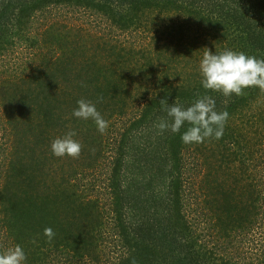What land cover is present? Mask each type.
Listing matches in <instances>:
<instances>
[{"label":"trees","instance_id":"obj_1","mask_svg":"<svg viewBox=\"0 0 264 264\" xmlns=\"http://www.w3.org/2000/svg\"><path fill=\"white\" fill-rule=\"evenodd\" d=\"M88 9H94L108 18L111 16L115 25L123 32L135 33L132 35H138L139 32L146 33L145 28H149L150 23H143L142 16L146 15L145 12L149 15L164 14L162 19H159L160 17L154 19L156 25L157 21L160 24L169 23V15L183 14L187 16L184 21L185 28L181 23H177L172 30L168 26L157 29L159 36L157 39L167 38L170 43L177 40L178 49L191 53L200 39L203 38L206 42L211 36L219 48L213 50L214 52L211 51L213 54L231 49L254 55L258 59L264 58V0H0V77L9 74V77L13 78L14 75L23 86L11 93L3 91L0 97L2 98L0 100V201L6 204L3 211H6L12 219L18 216L19 208L16 190L13 191L12 188L16 189L20 185L19 181L25 180L24 183L30 185L29 187L34 190L33 193H36L39 186L45 187L41 193L44 194L43 199L48 204L51 202L49 198L52 190L63 189L65 185L73 182V177L59 174L53 169L49 170L48 166L40 168L38 159L40 160L42 155L47 158L53 157L50 150L43 151L40 148L50 141V132L56 129V125L64 131L69 123L59 114L64 111L62 105L68 103L69 96L65 91L67 84H75L77 81L83 84V82L78 77H72L71 72L44 74L36 70L38 60H42L41 56L46 50L42 40L45 32L52 27L53 22H50V19L57 20L64 17L65 10L79 12ZM42 19H45L44 24L41 23ZM34 23L37 25L36 28ZM191 24L194 26L189 28ZM59 31L63 33L60 28ZM1 81L0 84L3 82ZM54 82L56 84L51 87ZM46 85L51 87L47 88L49 93L43 91ZM77 86L76 84L75 87ZM78 87L80 91H88V88ZM37 90L39 92L36 93ZM205 94L215 99L218 112L229 113L221 139H208L202 143L204 144L202 147L190 149L194 144L186 145L180 138L189 125L185 124L181 132L176 134L171 131L162 134L159 132L155 125L161 118L166 117L160 101L166 100L169 104H173L177 100L187 107ZM262 94L264 96V92L258 88H250L247 97L233 95L228 99L221 93L211 91L206 93L201 80H197L196 83L189 82L188 85L162 84L157 86L155 97L146 99L147 92L143 95L148 101L142 105L139 115L129 119L128 127H123L125 129L120 133L119 142L117 138L112 141H109L110 137L107 138L108 144L113 149L103 151L107 159L115 163L108 189L118 190L120 193L111 194L114 196V209L111 211L113 214L109 213L107 218L114 219L111 227L103 214L105 222L98 219L97 229L94 231L97 232V239L101 245L108 247L113 243L116 247L120 246L125 250L126 255L121 258L119 264H264V249H256L252 241H247V236L245 237V234L250 236L255 231L264 234L263 193H257L255 198H251L248 210L235 217L230 197H226V204L222 205L223 210L221 204L220 207L216 206L211 197L221 194V186L226 188L224 183L220 186L217 180L209 179L207 176L206 185L211 187V190L207 191L209 195L206 193L198 197V195L192 196V192H196L197 183L187 181L188 174L198 180L203 174L204 165L202 167L192 164L191 167V163L187 160L189 158L192 163L199 164L200 155L208 148V145H205L208 142L220 146L219 152H211L210 158H216L217 153H220L225 169L231 161L238 162L241 165L238 168L247 176H250L249 173L252 171L260 172L258 168L262 163L264 164V157L248 158L241 150L244 146L247 149L248 147L263 149L264 140L260 139L261 132L264 131L261 103L249 104L254 98L258 101ZM34 95L40 101L36 107L30 103ZM41 97L43 99H40ZM51 99L54 101L52 102ZM100 99H105L104 93L100 94ZM140 101L143 102L141 99ZM245 108H250L253 112L248 113L250 118L246 116L247 122L227 125L233 116L247 111L244 110ZM112 112L110 114L114 118ZM259 116L261 117L258 118ZM254 120L255 126H257L256 122H260L255 129ZM252 130L257 133L256 139L250 136ZM139 138H143L145 143L140 142ZM136 142L139 145H136ZM114 147L117 149L113 153ZM38 150L41 155L37 159L35 172L46 177L61 178L52 188L50 183L48 185L45 181L39 182L37 188L34 187L31 184L35 183L33 179L35 174L27 173V169L22 168L21 165L13 167L14 153V156L20 157L23 153L27 154L29 151L35 153ZM109 151L111 154L108 153ZM249 160L251 163L248 162ZM40 165L46 164L41 161ZM84 168L81 170L83 178L73 183L90 195L104 197L102 201H105L106 195L99 189L100 174L91 173ZM211 169L216 171L215 167ZM79 173L75 170L73 175ZM122 179L128 182L123 189L120 188ZM187 182H189L188 186ZM37 198L38 196L35 198L38 203ZM192 198H197V201H194L196 209L191 204ZM200 198L205 199V204L202 206L199 204ZM218 208L221 210L220 213L217 211ZM82 215L76 217L72 227L74 229L69 228L68 233L73 239L75 237L76 245L80 240L84 246L86 245L85 252H89L90 244L94 245L95 237L91 236L87 239L88 233L85 232L83 223L92 227L95 223H91L93 214L88 212L87 208ZM1 220L0 253L16 245L10 237L6 238V234L2 231L4 228ZM16 221H19V218H16ZM104 228L108 229L107 232ZM66 233L65 231L64 234ZM19 241L21 242V239ZM262 243L264 246V242ZM58 249L62 248L58 247ZM105 251L106 249L103 250ZM52 252L53 258L61 257L57 262L55 259V264H103V261H107L103 256L99 260L98 256L93 258L85 252L79 255L76 253L67 255L64 250L61 254H57L56 247ZM103 254L109 255L106 252ZM46 260L45 255L44 261ZM104 264L113 263L109 260Z\"/></svg>","mask_w":264,"mask_h":264},{"label":"rangeland","instance_id":"obj_2","mask_svg":"<svg viewBox=\"0 0 264 264\" xmlns=\"http://www.w3.org/2000/svg\"><path fill=\"white\" fill-rule=\"evenodd\" d=\"M145 13L146 15L142 16L143 23L150 24L148 25L149 28H145L146 33L140 34V32H136L140 36L132 35L135 34L132 31L123 32L119 26L115 25L110 18L111 16L109 18L105 17L103 14L94 11V9H88L86 11L81 10L79 12L65 10L63 11L64 17L57 20L50 19V22H53V24L43 36L44 40L42 41H44L46 50L44 54H42L43 56H41L42 60H38V68L36 71H40L44 74L47 72L55 74L71 72L72 77H78L83 84L79 81L75 82V84H67L65 91L69 96L68 103L64 106L62 105L64 111H61L59 114L67 119L69 123L64 131L59 129L58 125H56V129L50 132V141L46 142V144L44 143L40 149L43 151L45 149V151H47V149L51 151V143L54 139L63 137L68 131H75L76 136L74 139L79 141L82 145V151L78 158L67 156L58 158L54 155L51 158H47L45 155L40 157L41 154L39 150L35 153L31 151L27 154L23 153L20 157L14 156V153L12 155V164L13 167L21 165L22 168L27 169V173L35 174L33 178L35 183L31 185L36 188L37 184L43 181L48 182V185L50 183L52 188L54 184H56V182L58 183L61 179L60 177L42 176L39 172H35L37 159L39 157L40 160L38 159V164L41 166L40 168L48 166L49 170L53 169L59 174L63 173L73 177V182L83 178L81 170L85 167L84 169H88L91 173L95 172L100 174L99 186L101 185V188L99 189L105 193L106 200L102 201V199H105L104 197L99 198L94 194H88L86 190L82 191L71 182L69 185H65L63 189L52 190V194L49 198L51 202L48 204L43 199L44 194L41 193L45 187L39 186L40 189L38 188L36 193H33L34 190L29 187L30 185H28V183H24L25 180L19 181L20 185H18L16 189L12 188V190H16L15 192L17 193L16 200H18L17 207L19 208L16 218H19V221H16V218L12 219L6 211H3L6 204H2V201H0V218H2V220H0L3 221L2 226L4 229H2V231L6 234V238L10 237L16 245H20L19 239H21V247L27 256L26 264H55L54 261L56 258L52 256V251L55 247L57 249V254H61L64 250L67 252V255H72L74 253L79 255L85 252L86 245L84 246L80 240L76 245L74 242L75 237L73 239L71 235H69L68 229H74L72 227L74 226L73 223H75L76 217L81 216L86 208L88 212L93 214L91 223H95V225L93 227L86 226L87 224L84 221L83 225L85 224V232L88 233L87 239L94 236L95 242L94 245L90 244L89 252L85 253L90 254L93 258L98 256L99 260H101L103 256V259L107 261L110 260L113 264H119L121 258L126 255L122 247H116L113 243L108 245V247L101 245L97 239V232L94 231L97 229L96 224L98 219L100 221L102 220L103 223L105 222V220H103V214L106 219L109 213L113 214L111 211L114 209V196L111 194L120 193L118 190L112 191L108 189L110 185L109 179L113 177L115 163L109 161L111 159H107L103 151L109 148L113 149L111 145L108 144L109 141L117 138L116 140L119 142L121 139L120 133L125 129H123V127H128L129 119L139 115L140 110H142V105H144V102L148 101L146 99L155 97L157 86L162 84L173 86L188 85L189 82L194 84L197 80L200 81L201 77L198 70L200 59L206 51L209 50L214 52L213 50L216 51L219 49L216 41L210 36L208 37L209 39L207 38L206 42L203 38L200 39L198 44L195 45V49L191 50V53H185L181 51L180 48L178 49L179 44L177 40L170 43L171 41L167 38L157 39L159 37L157 29H163L168 26L169 29L172 30L177 23H181V26L184 27L186 24L184 21H186L187 16L183 14H177L175 16L169 15V23L165 22L164 24H160L157 21L156 25L154 19L157 17L162 19L164 14L157 15L156 13H152L150 16L148 12ZM41 23L44 24L45 19H42ZM189 26V28H192L194 25L191 24ZM36 27L37 25L34 23V28ZM59 28L63 33H60ZM196 29H198V27H196ZM134 36L136 37L134 38ZM189 40H191V38H189ZM78 75L81 76L79 77ZM12 77L13 78H10L9 74L0 77V81L6 79L3 82L1 81L0 90L2 91H0V97L3 91L11 93V91L13 92L14 90L20 89L19 87H23L18 77L14 75ZM90 83L92 85H90ZM53 84L55 85L56 82L52 83L51 87H53ZM76 84L82 88H88V91H80L78 86L75 87ZM47 86L48 85H46L43 90L45 93H49L47 88H51ZM249 90L250 89H246L245 94L241 97H247L249 95ZM37 92H39V90H37L36 93ZM146 92L148 96L144 99L145 96L143 95ZM102 93H104V100L100 99V94ZM42 95L45 96L43 93ZM262 96L263 94L261 98L259 97L258 101L254 98L249 104L259 105L261 103V116L264 117V96ZM1 99L2 98H0V100ZM40 99L43 98L41 97ZM80 99L95 103L97 110L108 122V126L103 134L97 131L96 124L91 119L87 121L79 120L72 115L73 110L77 107V101ZM140 99L143 100V102H141ZM51 101L53 102L54 99H51ZM39 102V98L37 99L36 95H34L30 103L33 107H36ZM138 104L140 105L138 106ZM244 110L247 111L240 115L236 114V116H233L227 125H237L241 122H247L246 116H248L249 112H253L250 111V108H245ZM110 112L115 115L114 118L111 116ZM248 118L250 117L248 116ZM255 120L253 121L254 129L260 125V122H256L257 126H255ZM238 130L241 131V129ZM254 131L255 130H252V132H250V136L252 138L254 136L255 138L253 139H256L258 136L257 133L255 134L256 131ZM109 137L111 139L108 141L107 138ZM260 137V139L264 140V131L263 133L261 132ZM139 140L145 143L143 138H139ZM251 144L253 145V143ZM136 145H139V143L136 142ZM202 145L204 144H194L190 149L202 147ZM205 145H208V148L202 151L199 164L192 163L189 158L187 160V162L191 163V167L192 164L202 167L204 165V171L199 177V180L195 179L193 175L185 174L187 175V181H194L197 183L196 192H192V196L198 195V197H200V195H205L208 193V190H211V187L206 185L207 183L205 180L207 176H209V179L217 180L216 182L218 185L221 186L223 183L226 185V188H222L221 186V194L211 195L216 206L221 204L222 208V205L226 204V197H230L231 206L234 207L233 213L235 217H237L239 213H245V210H248L251 205V198H255L257 193H263L264 195V164L262 163L258 168L260 171L259 173L252 171L249 173L250 176L240 171V168H238L240 164L238 162L232 163L230 161L228 167H226L228 170H226L222 164L220 153H217L216 158H210L211 152H219L220 146L209 142ZM15 147L16 145L14 146V150L16 149ZM262 147L263 149L260 150L259 147L254 149L248 147L249 149H247V147L244 146L241 151L247 154L248 158L251 156L263 158L264 153L262 151H264V142ZM116 149L117 148L114 147L112 152L114 153ZM250 150H252V152ZM108 153L111 154L110 151ZM99 154H101V156ZM187 155L188 153L186 154V158L188 157ZM41 161L46 165H40ZM248 162L251 163L250 160ZM252 165L254 164L252 163ZM214 167L216 171H212L211 168ZM75 170L80 172L76 176L73 175ZM2 182H4V180ZM187 183L188 186L189 182ZM127 185L128 182L122 179L120 188H126ZM36 196H38V203L35 199ZM192 199L191 204L196 209L197 206H195L194 201H197V198ZM199 202L202 206L205 204V199L200 198ZM81 207L85 208L82 209ZM223 209L224 208H222V210ZM217 211H219V213L221 212L219 208ZM87 219L90 221L89 218ZM113 220V218L106 220V222L109 223V227H111ZM45 228H51L54 232V237L51 241L44 235ZM104 229L107 232L108 229ZM65 231L67 232L66 234H64ZM263 235L264 234L255 231L250 236L249 234H245V237L247 236V241H252L256 249L263 250ZM58 247L62 249H58ZM104 249H106L105 252L109 255L104 256ZM45 255L47 258L46 262L44 261ZM58 259H61V257H57L56 262ZM107 261H103V264Z\"/></svg>","mask_w":264,"mask_h":264},{"label":"clouds","instance_id":"obj_3","mask_svg":"<svg viewBox=\"0 0 264 264\" xmlns=\"http://www.w3.org/2000/svg\"><path fill=\"white\" fill-rule=\"evenodd\" d=\"M199 74L201 85L205 92L221 93L230 99L233 95L240 97L246 89L258 88L264 92V58L258 59L242 51L225 49L213 54L206 51L199 61ZM162 111L166 117L161 118L155 125L162 134L171 131L180 133L182 127H189L181 134V141L186 145L203 143L206 139L219 140L224 135L225 124L228 120L227 111L218 112L216 101L210 95L198 97L193 103L185 107L177 100L169 104L166 100L160 101ZM72 115L79 120L95 122L97 131L103 134L108 122L97 110L92 101L80 99ZM75 131H68L63 137L54 139L51 143L52 154L58 158H78L82 145L74 139ZM44 235L49 241L53 239L54 232L51 228L44 229ZM27 256L20 245H16L0 253V264H26Z\"/></svg>","mask_w":264,"mask_h":264}]
</instances>
